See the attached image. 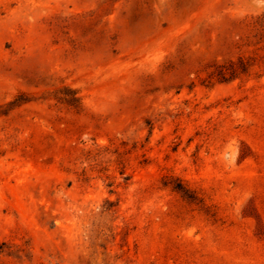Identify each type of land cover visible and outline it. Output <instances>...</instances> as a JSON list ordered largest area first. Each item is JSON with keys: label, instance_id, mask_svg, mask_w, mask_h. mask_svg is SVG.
Here are the masks:
<instances>
[{"label": "rangeland", "instance_id": "1", "mask_svg": "<svg viewBox=\"0 0 264 264\" xmlns=\"http://www.w3.org/2000/svg\"><path fill=\"white\" fill-rule=\"evenodd\" d=\"M0 264H264V0H0Z\"/></svg>", "mask_w": 264, "mask_h": 264}, {"label": "trees", "instance_id": "2", "mask_svg": "<svg viewBox=\"0 0 264 264\" xmlns=\"http://www.w3.org/2000/svg\"><path fill=\"white\" fill-rule=\"evenodd\" d=\"M175 189H177L178 191H181L182 193H184L183 188L181 186H179V184L175 186Z\"/></svg>", "mask_w": 264, "mask_h": 264}]
</instances>
